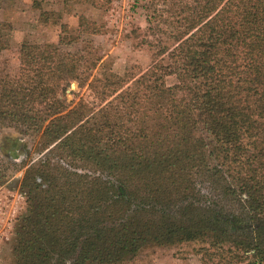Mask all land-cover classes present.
<instances>
[{
  "label": "trees",
  "instance_id": "16d2710c",
  "mask_svg": "<svg viewBox=\"0 0 264 264\" xmlns=\"http://www.w3.org/2000/svg\"><path fill=\"white\" fill-rule=\"evenodd\" d=\"M146 5V70L116 74L91 41L56 59L23 43L17 76L0 77V134L37 137L18 165L0 157V185L23 170L11 264H127L182 244L202 264H264V0ZM11 32L0 21V57ZM71 83L97 104H66Z\"/></svg>",
  "mask_w": 264,
  "mask_h": 264
},
{
  "label": "rangeland",
  "instance_id": "374dc122",
  "mask_svg": "<svg viewBox=\"0 0 264 264\" xmlns=\"http://www.w3.org/2000/svg\"><path fill=\"white\" fill-rule=\"evenodd\" d=\"M94 4L75 0H0V20L12 26L10 48L0 57V77L18 74V53L23 43L34 45L38 56L56 59L91 41L100 48L103 61L113 72L122 74L125 69L135 72L146 70L152 63L150 47L144 37L147 28L148 0H93ZM59 16L44 22L42 14ZM65 26L66 29L61 26ZM64 30V32H63ZM94 32V34H91ZM64 38V44L59 43ZM68 42H70L68 44ZM174 83V77L166 79ZM97 104L86 89L71 83L62 94L70 107L79 99ZM18 141L13 152L14 141ZM37 141L34 135L19 136L11 130L0 134V157L19 164L23 148L33 150ZM33 158L37 154L32 155ZM18 158V159H17ZM19 169V168H18ZM23 170L11 173L7 182L0 185V264H11V249L19 220L26 213L25 194L20 188ZM189 244L177 246H149L127 264H202L200 257L190 252Z\"/></svg>",
  "mask_w": 264,
  "mask_h": 264
},
{
  "label": "crops",
  "instance_id": "0c3cea01",
  "mask_svg": "<svg viewBox=\"0 0 264 264\" xmlns=\"http://www.w3.org/2000/svg\"><path fill=\"white\" fill-rule=\"evenodd\" d=\"M0 21H2V20H0Z\"/></svg>",
  "mask_w": 264,
  "mask_h": 264
}]
</instances>
